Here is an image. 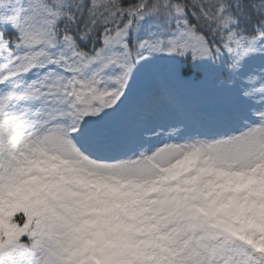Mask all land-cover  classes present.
I'll use <instances>...</instances> for the list:
<instances>
[{
	"label": "snow or ice",
	"instance_id": "obj_1",
	"mask_svg": "<svg viewBox=\"0 0 264 264\" xmlns=\"http://www.w3.org/2000/svg\"><path fill=\"white\" fill-rule=\"evenodd\" d=\"M0 264H264V0H0Z\"/></svg>",
	"mask_w": 264,
	"mask_h": 264
}]
</instances>
